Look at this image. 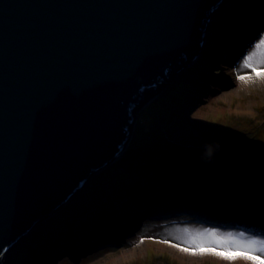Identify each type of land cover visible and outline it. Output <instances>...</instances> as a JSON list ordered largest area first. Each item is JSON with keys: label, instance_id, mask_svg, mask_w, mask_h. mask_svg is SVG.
I'll list each match as a JSON object with an SVG mask.
<instances>
[{"label": "water", "instance_id": "1", "mask_svg": "<svg viewBox=\"0 0 264 264\" xmlns=\"http://www.w3.org/2000/svg\"><path fill=\"white\" fill-rule=\"evenodd\" d=\"M224 1L0 0V264L123 155L142 108L206 61Z\"/></svg>", "mask_w": 264, "mask_h": 264}, {"label": "rangeland", "instance_id": "2", "mask_svg": "<svg viewBox=\"0 0 264 264\" xmlns=\"http://www.w3.org/2000/svg\"><path fill=\"white\" fill-rule=\"evenodd\" d=\"M261 2L225 0L211 14L207 41L212 45L206 61L173 78L165 96L140 110L121 159L93 173L68 200L76 201L60 209L56 218L50 216L45 238L35 233L24 246L16 247V243L5 252L3 264L16 263L29 247V238L38 242H33L35 248L30 247L21 264H254L201 252L189 241L203 238L205 247L222 252L225 248L215 245L205 230L232 233L241 240L264 238L260 225L264 224V143L255 141L259 134L264 138V75L258 77L251 68L241 66L245 55L254 50L251 63L264 72V48L254 49L264 39V31L258 29L264 22ZM214 43L219 47H213ZM116 164L130 171L157 166L169 179L159 188L153 177L134 180L122 192H107L103 205L98 204L89 193L95 178ZM183 174L179 180L170 178ZM186 176L191 183H201L200 176L211 180L208 196L195 198L183 180ZM226 185L232 192L224 197ZM132 188L138 190L137 199L130 197ZM105 214L119 220L120 226L111 233L104 225L89 235L72 234L85 227L89 218L93 228L103 225L111 219ZM69 233L71 239L65 242ZM183 248L191 253H183Z\"/></svg>", "mask_w": 264, "mask_h": 264}, {"label": "trees", "instance_id": "3", "mask_svg": "<svg viewBox=\"0 0 264 264\" xmlns=\"http://www.w3.org/2000/svg\"><path fill=\"white\" fill-rule=\"evenodd\" d=\"M249 15H251V13ZM215 36H216V33H215ZM225 41L228 42V40H226V39H225ZM213 45H214L213 47H219L218 44L214 43ZM246 122L249 125V121L247 120ZM260 131H261V129L259 130V132ZM260 140H261L262 143H264L263 135L259 134L258 139H256L255 141L259 142ZM117 164L115 166L113 165V167H111L109 170L98 174V176H96V178H95L94 188H92L89 193L93 196L94 201L96 200V202L98 204L103 205V202L105 200L104 197L107 196V192H110V191L112 192L113 191L114 195L116 193L115 190L120 189L121 192H122L125 188H127L131 184H133L134 180H135L134 181V183H135V182H137V180H141V178L153 177V181L156 184H158L157 188H159V187H164L166 182H167V179H169V177H167L166 173H161L160 174L161 170L159 168H157V166H154V167L153 166H146V167L138 166V167L133 168L130 171L128 169L121 168V166H118ZM178 174L180 175L181 173H178ZM184 176H185V174H183L179 178H176V177H170V178H173L175 180H179V179H182V177H184ZM187 177L188 176H186V178H184L183 180L184 181H188ZM200 177L203 180L201 183H194V180H193L192 183L189 182V181L187 182L189 190H190V192L192 194H194L195 198H196V196L205 198L210 193L209 192L210 191L209 184H210L211 180H208L204 176H200ZM213 182H215V181H213ZM216 183L217 184H221V181H216ZM183 189L185 190L186 186H183ZM231 190H232V188L229 187L228 185L223 187V192H222L223 196L227 197V195H229L232 192ZM129 192H130V197H133L134 199H137L138 190H136V192H135L133 190V188H132V190H130ZM146 195H148L147 191L144 193V196H146ZM110 206H113V203H110ZM112 212L114 214L113 209H112ZM222 215L228 216L225 213L222 214ZM105 216L111 217V219L109 221H106L103 225L101 223L100 225H98V226L93 228V226H94V223L92 221L93 218H89V220H88L89 223L85 227H80L77 232L80 233L81 236L82 235L85 236V235H89L90 233H94V232L100 230L101 226L105 225V227H107V229H108V232L111 233L113 230H115L117 227L120 226L119 225V220L117 221L118 218L114 217L113 215H108V214H105ZM105 216L103 215L104 218H105ZM255 217H259V215H255ZM54 226L55 225H52L51 229H55ZM66 237H67V239H68V237L71 238V234L67 235ZM40 238H43V237L40 236ZM33 242L37 243L38 241L33 240V238H29V243H30L29 247H26L27 249H25L24 253H23V251L21 252L22 254H20L18 256V260H17L18 263L16 262L14 264H21L25 254L31 252L30 251V247L32 249L35 248V246L33 245ZM6 263L9 264L10 262L6 261Z\"/></svg>", "mask_w": 264, "mask_h": 264}, {"label": "snow or ice", "instance_id": "4", "mask_svg": "<svg viewBox=\"0 0 264 264\" xmlns=\"http://www.w3.org/2000/svg\"><path fill=\"white\" fill-rule=\"evenodd\" d=\"M262 48H264V39H261L256 45H254V49ZM254 56V50L246 54L242 60L241 66L251 68L259 77L264 75V72L256 71L255 67L251 63ZM262 62H264V60H262ZM238 78L244 80L245 76H239ZM205 232L211 237V240L215 243V245L223 246L225 251L220 252L216 251L215 248L205 247V241L203 238L192 237L189 242L195 244L196 248L201 252L211 251L224 259L234 260L237 258H244L253 261L254 264L257 261L259 264H264V259H262V257H264V238L250 237L246 240H241L232 233L217 235L215 230H205ZM239 235L242 236L243 233ZM181 250L188 251L187 248H183ZM252 253H258V255H254Z\"/></svg>", "mask_w": 264, "mask_h": 264}, {"label": "bare ground", "instance_id": "5", "mask_svg": "<svg viewBox=\"0 0 264 264\" xmlns=\"http://www.w3.org/2000/svg\"><path fill=\"white\" fill-rule=\"evenodd\" d=\"M259 2H261L262 0H258ZM262 3V2H261ZM249 4V3H248ZM263 8H264V5L262 6ZM261 8V7H260ZM258 10H260V9H258ZM214 12H216V11H214ZM247 13L248 14H250V13H252V11H251V9H247ZM252 15V14H251ZM209 40V39H208ZM208 42V45H211V42L209 43V41H207ZM146 107V106H145ZM144 107V108H145ZM144 108H142L141 110H143ZM137 123V122H136ZM77 198V197H76ZM83 198V197H82ZM74 201H76V199H73V200H71V201H69L68 203H66V204H64L63 205V207L62 208H68L71 204H73L74 203ZM62 212H57L56 213V216L54 217V218H56L57 216H59L60 214H61ZM41 220V221H40ZM38 222H36L34 225H33V228L31 229V231H30V234L28 235V236H32L33 234H35V233H38L39 234V236H41V237H43V238H45V234L46 235H48L47 234V230L49 229V227H46L45 226V223L46 222H50L51 221V219H50V217H48V218H46L45 220H43L42 221V219H40ZM260 225H263V227H264V224H260ZM80 228V227H79ZM79 230V229H78ZM78 230H74V232H72V234L73 235H78L77 234V231ZM69 234H71V233H69ZM26 237V236H25ZM24 237V239H22V240H20L17 244L18 245H16V247H18L19 245H25V243H24V241L26 240V238ZM69 239H71L70 237H68V239H67V237H66V234H65V237H64V241L65 242H68L69 241ZM41 241V240H40ZM24 243V244H23ZM28 243V242H27ZM27 243H26V245H27ZM77 244H80L79 242H77L76 243V245ZM96 245H99V244H96ZM94 246V245H93ZM77 247H81V245H77ZM72 249V248H71ZM70 249V250H71ZM78 249V248H77ZM75 250H76V248H75ZM59 252V251H58ZM187 251H183V253H186ZM187 253H191V252H187ZM5 254V253H4ZM3 257H4V255H3ZM3 257H2V262H3ZM246 262V260L244 261V263Z\"/></svg>", "mask_w": 264, "mask_h": 264}]
</instances>
